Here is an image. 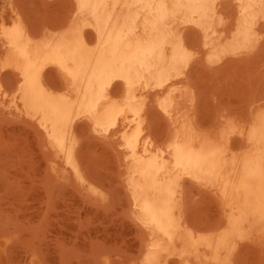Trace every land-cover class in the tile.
<instances>
[{
  "label": "rangeland",
  "instance_id": "1",
  "mask_svg": "<svg viewBox=\"0 0 264 264\" xmlns=\"http://www.w3.org/2000/svg\"><path fill=\"white\" fill-rule=\"evenodd\" d=\"M133 5L118 15H134L143 28L158 8L153 23L174 50L183 43L182 60L161 87L157 75L169 70L168 58L162 59L154 44L135 40L132 47L146 60L137 62L140 71L133 74L130 86L117 78L106 82L101 97L114 105L103 106L98 99L83 101L84 95L75 100L57 68L45 66L48 92L67 99L55 114L60 137H53L42 122L45 113L38 110L33 117L24 108L21 83L6 64L9 49L18 43L13 30L19 28L31 40L49 41L82 27L90 46L96 44V34L80 15L76 0H0V264H143L152 236L129 186L135 168L151 169L147 178L164 196L162 216L171 230L209 237L225 228L219 196L189 176L197 169L162 162L160 155L170 153L173 123L182 120H193L201 134H229L233 151L245 148L242 133L264 113V4L251 17L250 39L234 45L221 38H229L241 17L236 0H212L208 7L204 0L197 5L192 0H143ZM209 41L218 46L212 55ZM96 87L73 84L85 92ZM126 101L138 117L124 124L98 121L102 110H115ZM135 130L138 143L129 138ZM247 234L216 264H264V232ZM162 262L198 264L172 252Z\"/></svg>",
  "mask_w": 264,
  "mask_h": 264
},
{
  "label": "bare ground",
  "instance_id": "2",
  "mask_svg": "<svg viewBox=\"0 0 264 264\" xmlns=\"http://www.w3.org/2000/svg\"><path fill=\"white\" fill-rule=\"evenodd\" d=\"M76 1L80 15L88 19L86 24L96 34L97 42L94 46L87 43L84 31H80L82 27L81 29L78 27L80 30L71 28V31L58 35L59 39H52V37L50 38L52 40L49 39V41L31 40L25 37L19 28L15 27L13 30L14 39L18 43L9 49L7 62L5 61L7 66L16 72L21 83L19 98L24 108L33 117L37 116L35 112L42 110L46 116L42 122L53 137H60V132L56 129L55 114L63 110L67 99L64 96L53 97L48 92L43 76L45 66L51 65L55 69L57 68L65 82L70 84L67 90L72 91L75 100L81 99L80 97L84 95L83 101L98 99L101 106L114 105L112 100L101 97L102 92L107 90L106 82L117 78V80H122L126 86H130L134 82L133 74L140 71L137 62L146 60V56L141 50L132 47L135 40H140L143 44L149 42L154 44L161 53L160 57L168 58L169 70L159 72L157 75V81L161 87L168 73L184 56L185 51L183 43L179 44V42L178 47L174 50L166 33L165 35L159 34L160 30L153 23V19L160 14L158 8L155 14H152L153 16H149L150 19L147 17L149 20L147 19L143 28L137 26L134 15L126 13L118 15L119 10L126 8L129 4L130 7L131 4L137 5L143 0ZM211 1L204 0V5L208 7L211 5ZM236 1L241 8V17L236 21L235 30L232 31L229 38L227 36V38L222 37L221 39L229 44H245L251 36V17L256 15L257 8L264 4V0ZM192 3L197 5L198 0H192ZM215 9L217 10V8ZM215 12L218 14L217 11ZM80 24L79 26H81ZM209 42L206 46L209 54L212 55L218 51V46ZM125 43L128 44V47ZM148 74H150L149 71ZM151 76L154 77V75ZM75 81L89 83L97 87L93 92H85L73 88ZM147 89L148 87L142 88V91ZM120 103L115 110L112 108L113 111L111 109L109 111L102 110L103 113L99 116L98 121L111 125L122 121L124 124L131 118L139 116V112L131 107L128 101ZM184 121L173 123L175 134L174 138L171 137L173 138L171 151L168 155H160V159L162 162L169 160L181 166L186 165L197 169L194 170L195 174L189 173V176L196 182L211 188L216 193L215 195L219 196L222 201L220 203L225 208V215H223L226 217V226L221 232L209 235V237L206 235L196 237L191 231L184 234L171 230L162 216L164 196L157 194L156 184L147 178L151 169L141 171L134 167L135 169L133 168V172L128 176L130 177V179L128 178L129 186L133 193L134 203H136L134 205L138 206L137 213L139 211L140 218L142 216L145 218L144 223L150 229L152 236L143 264H159L170 252L179 256L181 260H196L198 264H216L231 253L237 239L247 233H256L257 231V235L260 236L261 232H264V113L252 122L249 131L242 133L243 138H246L245 148L238 151H233L235 148H230L231 136L229 134L206 132V134H201L197 132V126L193 120ZM135 132L133 136L129 135L132 143L139 141L136 135L137 130ZM159 167L160 164H157L154 169L158 170ZM164 175L166 177L167 171ZM184 263L186 264V262Z\"/></svg>",
  "mask_w": 264,
  "mask_h": 264
}]
</instances>
